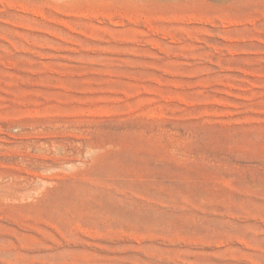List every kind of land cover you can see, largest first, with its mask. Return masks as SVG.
<instances>
[{
    "label": "rangeland",
    "instance_id": "obj_1",
    "mask_svg": "<svg viewBox=\"0 0 264 264\" xmlns=\"http://www.w3.org/2000/svg\"><path fill=\"white\" fill-rule=\"evenodd\" d=\"M0 264H264V0H0Z\"/></svg>",
    "mask_w": 264,
    "mask_h": 264
}]
</instances>
